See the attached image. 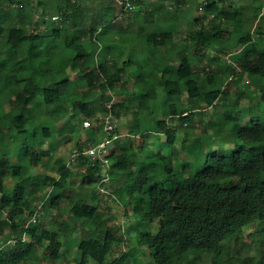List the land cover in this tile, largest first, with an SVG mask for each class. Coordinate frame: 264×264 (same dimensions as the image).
Instances as JSON below:
<instances>
[{
    "label": "clouds",
    "instance_id": "obj_1",
    "mask_svg": "<svg viewBox=\"0 0 264 264\" xmlns=\"http://www.w3.org/2000/svg\"><path fill=\"white\" fill-rule=\"evenodd\" d=\"M0 264H264V0H0Z\"/></svg>",
    "mask_w": 264,
    "mask_h": 264
}]
</instances>
